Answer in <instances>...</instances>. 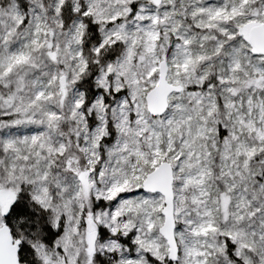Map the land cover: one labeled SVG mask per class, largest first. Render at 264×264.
I'll return each instance as SVG.
<instances>
[{
	"label": "snow or ice",
	"instance_id": "6c2138e0",
	"mask_svg": "<svg viewBox=\"0 0 264 264\" xmlns=\"http://www.w3.org/2000/svg\"><path fill=\"white\" fill-rule=\"evenodd\" d=\"M0 264H264V0H0Z\"/></svg>",
	"mask_w": 264,
	"mask_h": 264
}]
</instances>
